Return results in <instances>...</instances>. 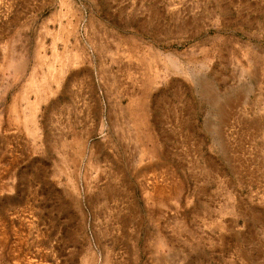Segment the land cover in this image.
I'll use <instances>...</instances> for the list:
<instances>
[{"label":"rangeland","instance_id":"rangeland-1","mask_svg":"<svg viewBox=\"0 0 264 264\" xmlns=\"http://www.w3.org/2000/svg\"><path fill=\"white\" fill-rule=\"evenodd\" d=\"M0 264H264V0H0Z\"/></svg>","mask_w":264,"mask_h":264},{"label":"crops","instance_id":"crops-1","mask_svg":"<svg viewBox=\"0 0 264 264\" xmlns=\"http://www.w3.org/2000/svg\"><path fill=\"white\" fill-rule=\"evenodd\" d=\"M87 100H93L92 103L99 104L98 105V109L100 108L101 110H102L101 105L105 104V101H104V99L102 97H96V98H92V99L84 98L82 103L83 104L84 103L85 104L90 103ZM163 100H164L163 101V105L158 107V109H157L158 112H161V114L163 115V118L165 117L166 112H167V115H169V114H173L174 115L175 112L178 110V107H176V105H175V100L168 101V99H166L165 97H164ZM18 102H19L18 100L16 101L14 99L10 103L14 105L15 103H18ZM79 102H81V101H79ZM4 103H6V102H4ZM170 103H172L171 106L169 105ZM127 111H128L127 108L124 109L125 113ZM128 112H130V111H128ZM162 124H164V119H163ZM108 147H109V151L111 153H113V154L109 153L110 156H108V159H111L110 161H113V162L119 161V159L117 157H118V155L121 156V154H120V151L118 149H116V145L111 144ZM138 148H139V151H140L139 160L140 159L143 160L144 156H145V158L147 160L149 158L156 159V162H157V164H156L157 165L156 166L157 170L156 171H157V173H163L164 172V165H165V144H164V138H162V139L157 138V144H156L155 147L154 146L150 147L148 144L143 143V144L139 145ZM130 151L133 152L134 150L130 149ZM116 152H117V154H116ZM150 153H151V155H150ZM126 156H127V160L128 161L129 160L133 161V160H135V157H136V156H134L133 153L130 156H128V155H126ZM95 158L100 159L101 158V153L99 155H97V157H95ZM44 160H47V162L45 163V169L52 168L51 166H47V163H48V161H50V162L52 161V164H53V161H54L53 158H50V156L46 155V156H44ZM114 167H115V165H114ZM10 168H12V170H13L12 178L14 179V183L15 182L17 183V178H18V172L16 171L17 167H14V169H13V166L12 167L11 166L10 167H6L7 170H9ZM56 168H61V167L56 165ZM60 171L62 172V169H60ZM146 173L148 174V173H150V171H147ZM29 175L31 176L32 173L30 172ZM49 177L51 178V180H52V178H54L52 173L49 174ZM116 180L117 179H116L115 176H113L112 179H111V177L109 178V182H116ZM153 199L154 198L152 197L151 198V200H152L151 203L149 202L150 199H148V201L146 203L148 207L151 206V209L150 210L148 209V211H150V213L148 214V223H146L147 224L146 230H147V232H150V230L154 229L157 233H162V236H163L162 238L165 240L166 238H165V234L163 232H165L166 230L169 231L170 229L172 231H174V232H175V230L176 231L180 230V225H179L180 219L179 218L178 219L175 218L177 216V214H178V217H179V214H180V212L177 210V207H175V203H176V201H178L179 198L177 197V195L172 197V203H173L172 208L166 207L168 205V203H165V199L166 198H165V195H163L162 193H156V202H154ZM167 201H168V199H167ZM167 213H170L172 215V219L171 220L170 219H166ZM128 214L132 215L133 213H132V211H128ZM168 216H170V215H168ZM136 229H137V227H135V225L132 222H128L127 227H125V231L133 232V231H136ZM149 238L150 237L148 235L147 236V241L148 242H149ZM152 240L154 242V237H151L150 242ZM155 240H157V245H160L159 242H161V237L157 236L155 238ZM176 240L179 241V238H176ZM164 250H165V248L163 249V254H164L165 260L167 262L169 260L170 252L168 250V253H165ZM178 256H179V254H178Z\"/></svg>","mask_w":264,"mask_h":264},{"label":"bare ground","instance_id":"bare-ground-1","mask_svg":"<svg viewBox=\"0 0 264 264\" xmlns=\"http://www.w3.org/2000/svg\"><path fill=\"white\" fill-rule=\"evenodd\" d=\"M202 90H204V89H202ZM204 91H205V90H204ZM204 91H202V92H204ZM202 92H201V93H202ZM205 93H206V92H205ZM205 93H202V95L205 94ZM208 95H209V93L207 92V96H208ZM204 96L207 98L206 95H204ZM31 114H33V113H31ZM33 117H34V115H33ZM143 136H144V135H143Z\"/></svg>","mask_w":264,"mask_h":264}]
</instances>
